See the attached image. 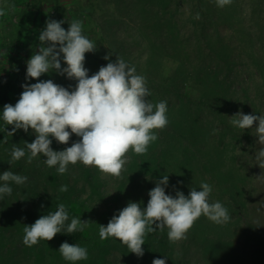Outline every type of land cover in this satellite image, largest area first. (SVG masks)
Returning a JSON list of instances; mask_svg holds the SVG:
<instances>
[{
    "label": "rangeland",
    "instance_id": "374dc122",
    "mask_svg": "<svg viewBox=\"0 0 264 264\" xmlns=\"http://www.w3.org/2000/svg\"><path fill=\"white\" fill-rule=\"evenodd\" d=\"M200 1L0 0V105H15L25 83L51 79L74 89L78 82L66 75L51 71L26 80V70L48 19L63 20L65 30L79 20L96 46L85 53L88 75L107 65L106 55L114 61L118 55L146 78L148 100L167 102L168 118L166 127L154 130L158 138L145 154L126 153L118 177L81 162L59 174L42 155L29 162L26 149L25 157L12 161L14 144L23 148L36 138L31 129L17 130L0 148V175L10 170L28 179L11 183L12 194L0 200V264H152L156 258L166 264H264V168L256 160L264 145L254 128L229 123L240 111L264 114V0H232L223 8L216 0ZM61 67H67L63 60ZM50 139L61 151L81 138L72 134L68 144ZM164 175L172 196L208 183L209 201L227 208L229 222L218 225L201 215L187 238L175 243L167 228L148 232L142 257L114 237L101 240L100 225L129 202L146 207ZM60 203L71 218L88 221L77 241L87 248V260H64L58 233L32 247L23 243L25 225Z\"/></svg>",
    "mask_w": 264,
    "mask_h": 264
},
{
    "label": "clouds",
    "instance_id": "9594fccd",
    "mask_svg": "<svg viewBox=\"0 0 264 264\" xmlns=\"http://www.w3.org/2000/svg\"><path fill=\"white\" fill-rule=\"evenodd\" d=\"M231 3L232 0H216L220 8ZM4 14L0 9V16ZM196 18H199L198 14ZM63 23V20L46 21V27L38 37V51L27 61L26 80L38 79L44 73L55 71L78 83L71 91L51 79L25 83L17 103L4 105L3 121L14 126L9 134L13 135L19 129L25 132L31 129L36 135L33 142L24 141L23 148L14 144L11 160L25 157L26 149L30 153L29 162L42 155L46 157L45 164L49 168L55 167L59 174L66 173L69 164L81 162L85 166H95L103 174L118 177L126 163V153L131 149L136 154H145L149 145L158 138L154 130L167 126V102L153 104L148 100L151 93L146 87V78L137 74L135 66H129L118 55L115 61L106 55L104 59L109 63L89 76L85 53L94 52L96 46L82 34L81 21H71L67 30L61 26ZM61 60L67 67H61ZM231 117L229 123L233 127L254 128L257 142L264 145V114L240 111ZM72 134L81 139L64 150H53L50 137L58 143L68 144ZM256 160L264 168V148L256 154ZM27 179L10 170L4 171L0 175V200L12 194L11 183L21 185ZM168 185V175L158 178L156 186L149 191L147 206L129 202L113 215L107 226L100 225V239L114 237L126 245L129 252L142 257V245L148 232L157 229L163 232L167 228L169 241L175 243L187 238L188 230L201 215L218 225L229 222L227 208L219 201H209L212 187L208 183L201 182L199 191L192 186L187 196L179 190L175 196L166 194ZM67 190V185L60 188L61 192ZM68 220L66 206L58 204L55 211L41 216L31 225H25L24 245L32 247L40 240L50 241L62 232ZM86 227L88 221L73 217L66 232H82ZM59 252L66 261L88 259L86 247L68 242L61 244ZM152 264H166V259L156 258Z\"/></svg>",
    "mask_w": 264,
    "mask_h": 264
},
{
    "label": "trees",
    "instance_id": "16d2710c",
    "mask_svg": "<svg viewBox=\"0 0 264 264\" xmlns=\"http://www.w3.org/2000/svg\"><path fill=\"white\" fill-rule=\"evenodd\" d=\"M197 1L199 3H202L200 0H197ZM103 61L106 64L109 63V60L104 59ZM111 61H114V60H111ZM3 109H4V106L1 103L0 105V148L2 145L3 146L7 145L8 139L12 136L8 132H10L12 128L14 127L13 125H6L5 122L3 121ZM14 133H16V131ZM0 169H1V153H0ZM71 219L72 218L69 216V220L65 222L64 228L62 229L61 233H58V236L60 237L63 243L68 242L69 244L77 245V241L81 239L83 231L82 232L76 231L74 233L68 234L66 232V227L71 222Z\"/></svg>",
    "mask_w": 264,
    "mask_h": 264
}]
</instances>
